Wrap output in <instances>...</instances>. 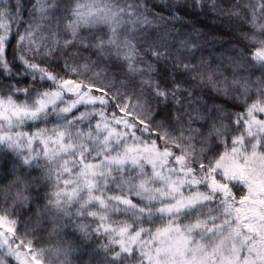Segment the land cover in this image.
Returning a JSON list of instances; mask_svg holds the SVG:
<instances>
[{"label": "snow or ice", "instance_id": "obj_1", "mask_svg": "<svg viewBox=\"0 0 264 264\" xmlns=\"http://www.w3.org/2000/svg\"><path fill=\"white\" fill-rule=\"evenodd\" d=\"M0 264H264V0H0Z\"/></svg>", "mask_w": 264, "mask_h": 264}, {"label": "trees", "instance_id": "obj_2", "mask_svg": "<svg viewBox=\"0 0 264 264\" xmlns=\"http://www.w3.org/2000/svg\"><path fill=\"white\" fill-rule=\"evenodd\" d=\"M211 45H209V47H210Z\"/></svg>", "mask_w": 264, "mask_h": 264}]
</instances>
